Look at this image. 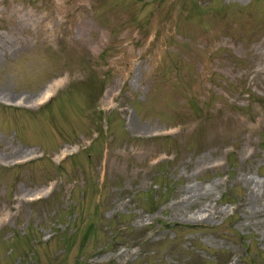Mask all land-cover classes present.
I'll return each instance as SVG.
<instances>
[{"label":"rangeland","instance_id":"rangeland-1","mask_svg":"<svg viewBox=\"0 0 264 264\" xmlns=\"http://www.w3.org/2000/svg\"><path fill=\"white\" fill-rule=\"evenodd\" d=\"M0 264H264V0H0Z\"/></svg>","mask_w":264,"mask_h":264},{"label":"bare ground","instance_id":"bare-ground-1","mask_svg":"<svg viewBox=\"0 0 264 264\" xmlns=\"http://www.w3.org/2000/svg\"><path fill=\"white\" fill-rule=\"evenodd\" d=\"M55 97V96H54ZM53 97V98H54ZM52 98V99H53ZM49 101H51V99L49 100ZM49 101L45 104V105H47L48 103H49ZM187 192H190L191 193V197H194L195 195H198L199 193H200V191H193L192 189H188V191ZM257 193V191L254 189V187H250V189H249V195L250 196H254L255 194ZM186 199H187V197H186ZM188 201V200H187ZM252 206V205H251ZM203 212V211H202ZM214 210L213 209H208V211H207V213L206 214H202V216L205 218V219H211V217H213L214 215Z\"/></svg>","mask_w":264,"mask_h":264}]
</instances>
